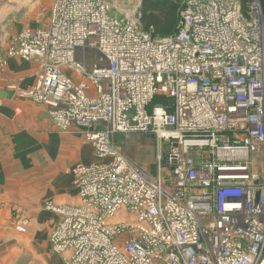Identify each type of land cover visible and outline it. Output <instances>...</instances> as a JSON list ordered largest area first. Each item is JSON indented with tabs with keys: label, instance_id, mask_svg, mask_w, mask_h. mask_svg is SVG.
Listing matches in <instances>:
<instances>
[{
	"label": "built area",
	"instance_id": "2783aa9c",
	"mask_svg": "<svg viewBox=\"0 0 264 264\" xmlns=\"http://www.w3.org/2000/svg\"><path fill=\"white\" fill-rule=\"evenodd\" d=\"M9 55L40 68L21 96L96 160L69 171L78 204L43 206L63 264H264V0H187L161 37L103 0H55ZM125 135L163 148L155 177Z\"/></svg>",
	"mask_w": 264,
	"mask_h": 264
},
{
	"label": "crops",
	"instance_id": "0c3cea01",
	"mask_svg": "<svg viewBox=\"0 0 264 264\" xmlns=\"http://www.w3.org/2000/svg\"><path fill=\"white\" fill-rule=\"evenodd\" d=\"M1 5L0 22L11 12L4 1ZM13 36H1L0 43V264H18L21 258L63 264V257L48 248L56 216L43 206L49 201L58 207L78 204L69 171L96 160L80 131L59 133L47 107L21 96L34 87L40 68L6 56ZM77 59L81 62L80 54Z\"/></svg>",
	"mask_w": 264,
	"mask_h": 264
},
{
	"label": "rangeland",
	"instance_id": "374dc122",
	"mask_svg": "<svg viewBox=\"0 0 264 264\" xmlns=\"http://www.w3.org/2000/svg\"><path fill=\"white\" fill-rule=\"evenodd\" d=\"M1 1H4V6L8 5V8L11 12L10 14H7V16H2L3 20L0 22V43L2 40L1 36L8 34L10 36L14 35L13 38H10L11 41L8 51L6 52V56L9 58H17L9 55V52L12 49V46H14L15 38L21 33L20 30H45L48 27L52 6L55 0H8V2H6L7 0H0V8L2 6ZM235 1L239 2L242 0ZM103 2L108 5L109 12L113 16L125 18L126 20L134 23L139 29L143 31H147L152 28L145 26L141 21L143 17V3L145 0H103ZM186 2L187 0H179L177 9L180 10L181 7L186 4ZM157 34V36L160 37L164 36L163 33ZM117 139H119L116 141L117 145L120 146L122 154L129 161L145 170L150 176L154 177L156 175V159L163 153L164 150L162 147H160L156 142L144 141L137 135H125L122 137L117 136ZM82 142L86 144L84 140H82ZM86 146L91 148V146L88 144H86ZM22 226H24V224ZM51 232L49 230L48 239ZM48 248L51 251L49 243ZM18 264H33V262L32 260L27 261L25 258H21Z\"/></svg>",
	"mask_w": 264,
	"mask_h": 264
},
{
	"label": "trees",
	"instance_id": "16d2710c",
	"mask_svg": "<svg viewBox=\"0 0 264 264\" xmlns=\"http://www.w3.org/2000/svg\"><path fill=\"white\" fill-rule=\"evenodd\" d=\"M246 1L242 0L244 3ZM178 3L179 0H145L142 23L147 27H152L156 36L157 33H163L164 36L172 34L178 22ZM158 100L160 99L158 98L156 102Z\"/></svg>",
	"mask_w": 264,
	"mask_h": 264
},
{
	"label": "water",
	"instance_id": "95a60500",
	"mask_svg": "<svg viewBox=\"0 0 264 264\" xmlns=\"http://www.w3.org/2000/svg\"><path fill=\"white\" fill-rule=\"evenodd\" d=\"M139 137H140V139H142L144 141L154 142L152 136H139Z\"/></svg>",
	"mask_w": 264,
	"mask_h": 264
},
{
	"label": "bare ground",
	"instance_id": "6f19581e",
	"mask_svg": "<svg viewBox=\"0 0 264 264\" xmlns=\"http://www.w3.org/2000/svg\"><path fill=\"white\" fill-rule=\"evenodd\" d=\"M159 160V156L157 157V159H156V162ZM155 177V176H154Z\"/></svg>",
	"mask_w": 264,
	"mask_h": 264
}]
</instances>
